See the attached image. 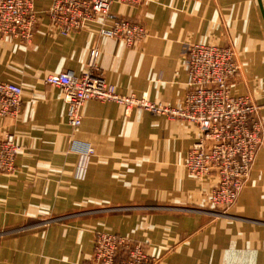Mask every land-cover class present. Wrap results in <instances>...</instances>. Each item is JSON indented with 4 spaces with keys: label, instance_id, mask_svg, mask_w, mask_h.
<instances>
[{
    "label": "crops",
    "instance_id": "obj_1",
    "mask_svg": "<svg viewBox=\"0 0 264 264\" xmlns=\"http://www.w3.org/2000/svg\"><path fill=\"white\" fill-rule=\"evenodd\" d=\"M32 38H0V81L22 88L15 116H0V137L19 149L0 173V264H89L99 232L140 243L156 264H264V22L256 0H114L110 13L139 23L146 36L127 46L85 22L57 33L52 0H32ZM264 8V0H262ZM229 46L238 75L233 92L258 107L263 143L249 179L225 216H212L215 177L197 179L185 160L200 132L167 112L115 101H86L72 129L60 88L47 74L86 70L120 95L175 108L186 93L190 44ZM92 154L79 167L81 150Z\"/></svg>",
    "mask_w": 264,
    "mask_h": 264
},
{
    "label": "built area",
    "instance_id": "obj_2",
    "mask_svg": "<svg viewBox=\"0 0 264 264\" xmlns=\"http://www.w3.org/2000/svg\"><path fill=\"white\" fill-rule=\"evenodd\" d=\"M114 0H52L47 11L54 30L69 35L85 22L100 24L99 34L133 46L146 36L145 28L110 13ZM137 5L144 0H119ZM199 1V0H183ZM32 0H0V38L28 42L37 25ZM97 51L91 49L86 70L80 75L68 71L47 74L46 84L60 88L67 105V121L74 129L80 125L82 105L91 99L115 101L125 110L145 106L193 123L200 135L192 144L185 167L197 179L214 176L208 195L213 214H225L235 203L249 179L256 154L263 143V126L258 107L247 95L233 92L238 75L235 53L229 46L193 43L187 47L186 93L175 108L158 107L134 95H120L113 85L96 74ZM22 88L0 81V116H15L21 106ZM18 145L11 134L0 137V173L14 168ZM92 154L89 145L81 150L79 167H86ZM89 264H156L144 247L128 237L99 232L95 236Z\"/></svg>",
    "mask_w": 264,
    "mask_h": 264
},
{
    "label": "water",
    "instance_id": "obj_3",
    "mask_svg": "<svg viewBox=\"0 0 264 264\" xmlns=\"http://www.w3.org/2000/svg\"><path fill=\"white\" fill-rule=\"evenodd\" d=\"M256 1H257V4H258V7L260 9V13H261L263 22H264V8H263L262 0H256Z\"/></svg>",
    "mask_w": 264,
    "mask_h": 264
},
{
    "label": "rangeland",
    "instance_id": "obj_4",
    "mask_svg": "<svg viewBox=\"0 0 264 264\" xmlns=\"http://www.w3.org/2000/svg\"><path fill=\"white\" fill-rule=\"evenodd\" d=\"M209 211H210L209 213L212 214V216L218 217V216H225L229 210L223 215H221V214H213V212H212L213 210L210 207H209Z\"/></svg>",
    "mask_w": 264,
    "mask_h": 264
}]
</instances>
